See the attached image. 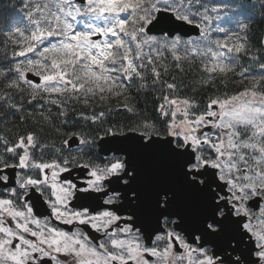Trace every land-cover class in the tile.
I'll return each mask as SVG.
<instances>
[{
	"label": "snow or ice",
	"instance_id": "1",
	"mask_svg": "<svg viewBox=\"0 0 264 264\" xmlns=\"http://www.w3.org/2000/svg\"><path fill=\"white\" fill-rule=\"evenodd\" d=\"M14 7L0 264H264V0Z\"/></svg>",
	"mask_w": 264,
	"mask_h": 264
},
{
	"label": "trees",
	"instance_id": "2",
	"mask_svg": "<svg viewBox=\"0 0 264 264\" xmlns=\"http://www.w3.org/2000/svg\"><path fill=\"white\" fill-rule=\"evenodd\" d=\"M19 0H0V26H3L11 17H16L19 15L17 8L14 5H18ZM256 19L251 23V31L249 32V43L253 46V51L258 55H264V45L262 43L264 39V19L260 17L259 10L255 13ZM259 49V51H257ZM4 55L3 49H0V57ZM173 74H175L178 70L173 69ZM193 77L198 79V76L195 72H192L189 77H184L183 74L178 76V82L181 78L185 79L186 84H191ZM170 78V77H169ZM133 94L135 95V89H133ZM189 95H192V92L189 90ZM205 94H201L198 99H201ZM139 102V106L141 109L145 110L146 114H153V101H152V93L148 92L146 95L141 94L136 97ZM116 120H120L123 118L122 115H116L114 117ZM8 123H16V121L9 120ZM33 128L32 121L29 120L27 127H21V131L29 130ZM4 129V124L0 123V130Z\"/></svg>",
	"mask_w": 264,
	"mask_h": 264
},
{
	"label": "flooded vegetation",
	"instance_id": "3",
	"mask_svg": "<svg viewBox=\"0 0 264 264\" xmlns=\"http://www.w3.org/2000/svg\"><path fill=\"white\" fill-rule=\"evenodd\" d=\"M262 43H263V45H264V39H263ZM263 50H264V48H263Z\"/></svg>",
	"mask_w": 264,
	"mask_h": 264
}]
</instances>
